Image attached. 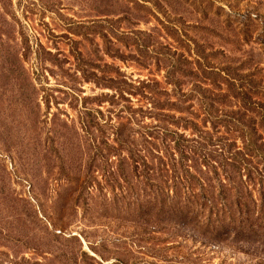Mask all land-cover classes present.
<instances>
[{"label": "rangeland", "instance_id": "374dc122", "mask_svg": "<svg viewBox=\"0 0 264 264\" xmlns=\"http://www.w3.org/2000/svg\"><path fill=\"white\" fill-rule=\"evenodd\" d=\"M226 72L264 102V0H0V264H264L257 221L256 233L231 229L221 241L205 231L208 205L192 191H207L204 178L219 184L217 162L218 175L202 159L191 168L201 187L159 152L168 171L157 187L189 201L157 210L146 201L142 160L157 148L149 140L164 146L148 132L232 152L245 150L244 129L264 133ZM257 155L249 159L262 171Z\"/></svg>", "mask_w": 264, "mask_h": 264}, {"label": "trees", "instance_id": "16d2710c", "mask_svg": "<svg viewBox=\"0 0 264 264\" xmlns=\"http://www.w3.org/2000/svg\"><path fill=\"white\" fill-rule=\"evenodd\" d=\"M75 56L78 61H81L83 58L82 52L78 50H76ZM207 70L208 68L205 66L204 71ZM226 76L227 78H225L224 80H226L230 85L229 89L233 93L232 98L238 99L247 112L254 113L257 115V117L260 118L261 129L264 132V102H262L261 100L260 102L253 100V96H249L248 93L244 91L238 84L237 78L231 76L229 72H226ZM197 87H199L200 94L198 95V97L200 98L204 107L206 113L205 115L209 116L211 114V104L207 102L206 99H209L210 96H207V90L203 89L202 85H199ZM164 95L166 96L168 94L165 93ZM228 96L229 95L222 94L221 98ZM260 99L262 98L260 97ZM220 101L222 103V100ZM169 105L171 109H178L180 113H190L188 112V108H179V106H177L175 103H170ZM165 107H168V105H166ZM158 108L164 109L162 108V106ZM145 113H147V115H157L158 117L159 115H161L160 112H157V114H155V112L146 111ZM193 113L194 112L192 111V114ZM170 119L171 123L176 126L181 125L180 122H183V127H192L193 129L199 131V124L193 118L191 119L184 116H179L177 118L175 115H173ZM204 123L206 122L203 121V124ZM166 131L163 133H147V137H151V139H161L162 144H164L163 148H159L156 143H152L149 140V143L157 147L155 148L156 152L154 150L152 151V149H148L147 153L150 156H144L145 158H143L142 160L143 174L145 177V181L150 188V192L147 194L146 200L148 205L150 207H153L154 210H157L158 207L163 205L169 206L170 203L184 202L187 204L189 201V198H187V196L184 198V201L182 199H178L177 196L170 197V195H167L164 197V192L160 191V188L157 187L159 186L158 174L163 169L168 171L166 167H163L162 170L160 168L161 164L164 165V163L166 162L164 160L165 156L163 157V155H160L159 152L163 151L166 157H168L167 155H169V158L172 159V164L170 165V167L174 173H177V167L179 166V168L184 171L186 175L192 176V181L196 179L198 181V184L201 187H204L202 184L203 182H200L198 176H196V174L194 173H190L191 168L198 169L197 164L199 160L202 159V163L206 165H209L211 163V167L213 168L215 175L220 174L219 171H217V168L220 167L222 170V175L224 177L222 179H225V182H223L222 179H219V184L216 186L214 184V180H216L218 176L204 178L205 181H208V187L206 188L208 193L207 191H204V194H195L192 191L193 197L201 196L208 205V214L205 215L204 212H202L200 215L201 218H204L203 222L207 225L205 231L210 233L212 239L221 241L222 239H224L222 237L220 238L222 234L226 233V235L229 237L233 230H236V234L239 236L248 235L249 233H256L257 230L254 229V222L257 221L260 229V232L258 233H260L261 237L263 238L264 170L260 171L258 167H252V162L249 158L255 154H258L257 156L264 155V133L258 134L257 129H253V131L250 132L249 130L246 131L244 129L243 137L245 138V150H236L232 152V148H230V145L226 143L221 142L222 150L219 151L217 147L208 148L207 145L195 138H186V136L180 134L178 131H175L171 134L176 137L174 140H169L170 143H173V145L171 146L170 143H165L164 138L162 137V135H164ZM201 135L203 136V134L200 133V136L198 135V137H201ZM123 140H127V138L123 139L122 135L118 132L116 137L118 146H122V148L128 147L126 146L128 142ZM217 144L218 146H220L219 143H213L211 145L216 146ZM130 153H133V150H131ZM175 155L178 156L179 159L177 162L175 161L177 159L174 158ZM190 160H192L193 162L192 165L188 164ZM213 161L218 163V167ZM137 166V162L134 161L133 167L137 168ZM199 171L203 173L201 169ZM189 176H186V179H188ZM177 178H179V176H177ZM252 185L254 186V188H251ZM256 186H258V192L261 196L260 203L258 204L256 200L252 199V192ZM225 192L229 194L224 195ZM246 194L248 197L244 196ZM252 202L255 203V205H257V207L259 208L257 211L258 214L254 209H252L250 204ZM151 215L152 211L149 216Z\"/></svg>", "mask_w": 264, "mask_h": 264}]
</instances>
